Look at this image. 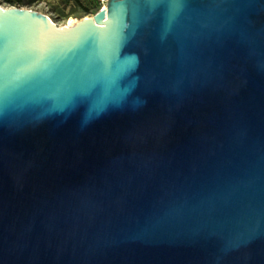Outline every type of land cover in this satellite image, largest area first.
<instances>
[{"label": "water", "instance_id": "water-1", "mask_svg": "<svg viewBox=\"0 0 264 264\" xmlns=\"http://www.w3.org/2000/svg\"><path fill=\"white\" fill-rule=\"evenodd\" d=\"M0 264H264V0L0 6Z\"/></svg>", "mask_w": 264, "mask_h": 264}, {"label": "rangeland", "instance_id": "rangeland-1", "mask_svg": "<svg viewBox=\"0 0 264 264\" xmlns=\"http://www.w3.org/2000/svg\"><path fill=\"white\" fill-rule=\"evenodd\" d=\"M43 2L46 3L47 6H44ZM82 4L85 7H91L92 5L98 7V5H100L97 1H82ZM0 6L6 8H21L41 12L50 16L54 20V22L63 25L75 21H81L86 17H91L92 14L85 13L82 7H79L78 5H75L73 3H69L65 6L61 0H22V4L19 7L6 4L0 0Z\"/></svg>", "mask_w": 264, "mask_h": 264}, {"label": "trees", "instance_id": "trees-1", "mask_svg": "<svg viewBox=\"0 0 264 264\" xmlns=\"http://www.w3.org/2000/svg\"><path fill=\"white\" fill-rule=\"evenodd\" d=\"M1 1L6 4L14 5L17 7L21 6L22 4V0H1ZM61 1L65 6L69 3H73L75 5H78L79 7H82L85 13H96L98 10L97 6L92 5L91 7H85L82 4V1L96 2L97 0H61Z\"/></svg>", "mask_w": 264, "mask_h": 264}, {"label": "built area", "instance_id": "built-area-1", "mask_svg": "<svg viewBox=\"0 0 264 264\" xmlns=\"http://www.w3.org/2000/svg\"><path fill=\"white\" fill-rule=\"evenodd\" d=\"M97 2H98L100 5H98V10H97V12L94 13V14L92 13V14H91V17H93L94 15H96L100 10H103V9L105 8V6L107 5L108 0H97ZM43 5H44V6H47V4L44 3V2H43Z\"/></svg>", "mask_w": 264, "mask_h": 264}, {"label": "bare ground", "instance_id": "bare-ground-1", "mask_svg": "<svg viewBox=\"0 0 264 264\" xmlns=\"http://www.w3.org/2000/svg\"><path fill=\"white\" fill-rule=\"evenodd\" d=\"M104 9H107V5L105 6V8ZM76 22H78V21H75V22H71V23H68V24H75ZM59 24V23H58ZM60 26H63V24H59ZM66 25V24H65Z\"/></svg>", "mask_w": 264, "mask_h": 264}]
</instances>
